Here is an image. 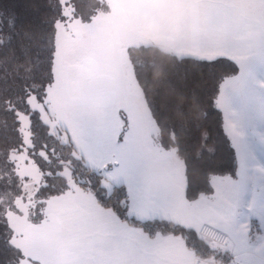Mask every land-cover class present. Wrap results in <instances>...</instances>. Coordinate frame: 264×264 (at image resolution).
I'll list each match as a JSON object with an SVG mask.
<instances>
[{
	"label": "rangeland",
	"instance_id": "obj_1",
	"mask_svg": "<svg viewBox=\"0 0 264 264\" xmlns=\"http://www.w3.org/2000/svg\"><path fill=\"white\" fill-rule=\"evenodd\" d=\"M67 1L65 19L57 24L54 82L44 100L33 94L29 105L64 141L69 134L85 164L101 170L108 192L116 185L128 188L148 179L141 175L149 164H160L149 181L159 189L166 175L160 172L163 164L173 159L174 167L181 168L184 162L174 149L158 143L157 125L127 48L154 43L180 54L230 58L239 71L223 82L216 103L237 151L238 178L215 176L212 183L219 192H236L241 214L255 216V229L264 227V208L253 197V192L264 193V0H104L108 9L100 10L92 23L74 18ZM19 115L25 143L11 157L23 192L6 212L13 232L11 243L22 252L18 264H31L32 258L40 264L53 257L66 260L74 253V239L69 236V247L64 248L57 236H50L57 227L52 214H57H49L51 197L46 200L37 195L42 173L28 154L30 118ZM63 174L67 190L80 188L69 167ZM199 197L193 206L203 215L209 200L202 194ZM136 206L129 204V213L142 220L145 215ZM243 257L264 264L253 254ZM88 261L94 262L90 257Z\"/></svg>",
	"mask_w": 264,
	"mask_h": 264
},
{
	"label": "trees",
	"instance_id": "obj_2",
	"mask_svg": "<svg viewBox=\"0 0 264 264\" xmlns=\"http://www.w3.org/2000/svg\"><path fill=\"white\" fill-rule=\"evenodd\" d=\"M64 1L0 0V264H18L23 257L11 243L13 232L6 218L7 210L15 206L23 192L11 157L25 143L20 113L30 118L32 144L28 154L42 173L39 197L47 200L64 193L69 184L63 172L69 167L79 186L90 189L99 204L113 209L122 221L152 237L158 233L182 236L198 256L228 262L230 258L210 247L193 228L168 219L133 218L128 188L120 184L108 192L101 182V170L85 164L69 134L64 141L59 131L52 130L29 105L33 94L44 100L54 82L57 24L65 19ZM67 2L74 18L83 23H92L100 10L108 9L104 0ZM127 52L158 127L160 144L175 149L184 161L187 199L193 201L201 194L212 193L214 176L236 178L237 153L216 100L226 78L239 71L237 63L227 57L180 54L154 43L129 46Z\"/></svg>",
	"mask_w": 264,
	"mask_h": 264
},
{
	"label": "crops",
	"instance_id": "obj_3",
	"mask_svg": "<svg viewBox=\"0 0 264 264\" xmlns=\"http://www.w3.org/2000/svg\"><path fill=\"white\" fill-rule=\"evenodd\" d=\"M98 14L92 22L99 18L100 13ZM121 128L120 124L119 129ZM173 151L179 158L176 150ZM170 161L163 164V171L157 170L166 174L159 189L149 181L155 174L153 170L160 164H149L141 175V178L148 179L128 185L129 204H137L136 207L141 210L139 213L145 215L142 221L168 219L193 228L198 234L203 225H211L229 237L225 246H216L207 241L225 258H230L228 264H253L243 257L246 254H253L264 261V227L255 229V216L241 214L237 193L219 192L212 183L213 192L202 194L209 200L202 215L193 206L195 201H189L186 197L185 164L181 168L174 167L175 160ZM151 173L154 174L150 175ZM79 187L55 195L49 200L52 204L49 214L56 211L57 215L52 216L58 224L50 236H57L60 246L64 248L69 247L70 243L66 241L70 236L74 239V253L66 260L65 256L53 257L47 261L42 260V264H226L223 259L213 256H198L187 246L182 236L164 233L150 236L142 228L122 221L113 209L100 205L90 189ZM253 197L256 204L264 208V193L253 192ZM63 201H66L65 206L62 205ZM89 257L94 262L88 261ZM40 263L32 258L31 264Z\"/></svg>",
	"mask_w": 264,
	"mask_h": 264
},
{
	"label": "built area",
	"instance_id": "obj_4",
	"mask_svg": "<svg viewBox=\"0 0 264 264\" xmlns=\"http://www.w3.org/2000/svg\"><path fill=\"white\" fill-rule=\"evenodd\" d=\"M199 234L204 240L216 246H225L229 241V237L226 233L216 229L211 225H203Z\"/></svg>",
	"mask_w": 264,
	"mask_h": 264
}]
</instances>
